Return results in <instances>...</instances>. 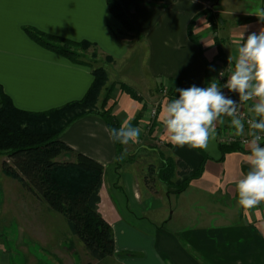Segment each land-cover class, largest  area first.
<instances>
[{
  "label": "crops",
  "instance_id": "1",
  "mask_svg": "<svg viewBox=\"0 0 264 264\" xmlns=\"http://www.w3.org/2000/svg\"><path fill=\"white\" fill-rule=\"evenodd\" d=\"M119 1L131 30L111 13L106 0H0L3 91L16 107L38 112L82 98L93 81L92 60L86 55L85 63L72 61L44 47L25 28L95 43L93 64L106 69L108 83H125L139 96L116 87L108 103L113 115L121 125L139 116L134 127L141 130L138 143L123 145V159H116V145L99 115L76 120L61 135L72 151L56 160L73 161L79 152L104 166L99 211L112 227L115 252L100 263L264 264V202L249 209L238 204L236 181L250 170L248 148H223L236 144L223 140L235 131L231 118L216 123L203 149L162 139L159 120L164 102L179 97L176 88L227 81L240 27L248 26L245 39L264 28V21L250 14L264 9V0ZM220 66L230 67L224 79L218 75ZM252 104H242L250 117ZM155 105L158 114L152 118L149 111ZM165 159L186 165L185 175L177 166L172 178L175 186L188 180L183 191L175 192L157 178Z\"/></svg>",
  "mask_w": 264,
  "mask_h": 264
},
{
  "label": "trees",
  "instance_id": "2",
  "mask_svg": "<svg viewBox=\"0 0 264 264\" xmlns=\"http://www.w3.org/2000/svg\"><path fill=\"white\" fill-rule=\"evenodd\" d=\"M106 2L123 27L131 30L132 24L120 1ZM25 30L44 47L75 62L85 63L82 53L92 49L95 59L90 63L93 67V81L82 98L38 112L16 107L0 84V156L5 157L2 169L7 175L18 180L23 188L39 201L46 202L50 209L62 214L72 234L82 241L93 258L102 261L113 256L115 252L112 227L99 211L104 166L79 152H74L73 161L62 162L56 160V157L72 151L61 139V135L70 124L80 118L95 114L104 120L109 130L121 127L113 115L112 105H108L116 87L133 98L139 99V96L125 83H108L106 69L93 64L97 61L98 47L95 43L88 40L74 41L31 27ZM138 117L134 118L132 126L136 125ZM115 145L119 158L123 145L118 142H115ZM223 148L242 149L239 144ZM177 166L182 167V175L188 172L183 162L165 159L157 178L174 188L175 192H181L187 187L188 180L174 185L172 178ZM152 175L151 169L145 180L148 181Z\"/></svg>",
  "mask_w": 264,
  "mask_h": 264
},
{
  "label": "clouds",
  "instance_id": "3",
  "mask_svg": "<svg viewBox=\"0 0 264 264\" xmlns=\"http://www.w3.org/2000/svg\"><path fill=\"white\" fill-rule=\"evenodd\" d=\"M250 14L264 21V9ZM247 27H240L242 31L236 41L238 51L234 69L222 86L213 79L207 87L176 88L179 97L166 100L159 114L164 128L162 139L173 146L189 145L193 149H203L215 134L216 123H222L224 116L231 118L234 134L244 136L245 121L240 108L242 104L253 101L249 108L253 115L247 120V135L251 139L244 141L250 170L236 181L238 204L245 209L264 202V28L258 33H249L245 39ZM222 88L238 94V101L227 96ZM140 131V128L125 123L119 129H110L109 133L114 143L127 145L139 142ZM116 159H123V154Z\"/></svg>",
  "mask_w": 264,
  "mask_h": 264
},
{
  "label": "rangeland",
  "instance_id": "4",
  "mask_svg": "<svg viewBox=\"0 0 264 264\" xmlns=\"http://www.w3.org/2000/svg\"><path fill=\"white\" fill-rule=\"evenodd\" d=\"M92 52L82 54L95 60ZM4 159L0 156V264H102L72 234L62 214L3 171Z\"/></svg>",
  "mask_w": 264,
  "mask_h": 264
},
{
  "label": "built area",
  "instance_id": "5",
  "mask_svg": "<svg viewBox=\"0 0 264 264\" xmlns=\"http://www.w3.org/2000/svg\"><path fill=\"white\" fill-rule=\"evenodd\" d=\"M218 69H219L218 70L219 78L224 79L225 74H226L227 70L230 69V67L229 66H227V67L220 66V67H218ZM161 91H163L164 93L167 92V90L165 88H162ZM157 114H158V105H155L149 111V115H150V117L155 118L157 116ZM240 115L243 117V119L245 121V125H244L245 134H244V136H236L234 133H231V134L228 133L227 136L223 137V140L225 141V143H236V144H239L241 147H246L247 145L244 143V141L248 140V139H251V137H249L247 135V133L249 131L247 120L252 118V117H250L247 114V112H245L242 109V105H241V108H240ZM262 143H264V141H262Z\"/></svg>",
  "mask_w": 264,
  "mask_h": 264
}]
</instances>
